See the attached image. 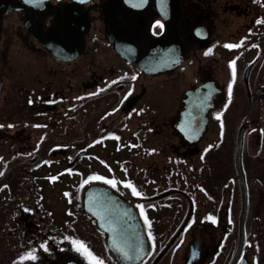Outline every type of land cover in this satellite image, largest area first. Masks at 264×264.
Returning a JSON list of instances; mask_svg holds the SVG:
<instances>
[{
  "label": "flooded vegetation",
  "instance_id": "1",
  "mask_svg": "<svg viewBox=\"0 0 264 264\" xmlns=\"http://www.w3.org/2000/svg\"><path fill=\"white\" fill-rule=\"evenodd\" d=\"M238 144L260 187L264 0H0V264H129L131 211L134 264H254Z\"/></svg>",
  "mask_w": 264,
  "mask_h": 264
},
{
  "label": "water",
  "instance_id": "2",
  "mask_svg": "<svg viewBox=\"0 0 264 264\" xmlns=\"http://www.w3.org/2000/svg\"><path fill=\"white\" fill-rule=\"evenodd\" d=\"M239 137H241V134ZM237 163L242 182V208L240 209V239L238 240L239 245L233 263H235L243 246L244 219L247 209V191L245 189L246 185L239 164V144L237 150ZM117 221L119 224L118 227H120V232L110 231L108 233L107 243L109 247L115 256L122 262L136 263L140 261L145 257V255H147L150 249V241L145 232L144 226L142 225L143 222L139 214L136 211H131L130 214H121Z\"/></svg>",
  "mask_w": 264,
  "mask_h": 264
},
{
  "label": "trees",
  "instance_id": "3",
  "mask_svg": "<svg viewBox=\"0 0 264 264\" xmlns=\"http://www.w3.org/2000/svg\"><path fill=\"white\" fill-rule=\"evenodd\" d=\"M260 187L248 184L249 207L246 217V233L249 242L254 243L253 260L254 264H264V170H259ZM253 179L252 172H249V180ZM260 189V193L256 191ZM260 195V200H255L256 195ZM260 233V234H259ZM259 234V236H258ZM260 237V245L258 242Z\"/></svg>",
  "mask_w": 264,
  "mask_h": 264
},
{
  "label": "snow or ice",
  "instance_id": "4",
  "mask_svg": "<svg viewBox=\"0 0 264 264\" xmlns=\"http://www.w3.org/2000/svg\"><path fill=\"white\" fill-rule=\"evenodd\" d=\"M29 2L31 3L32 0H29ZM157 24L160 23V21H156ZM233 45L229 44L228 47H232ZM208 51H211V49H209ZM232 61H229V64H232ZM231 81L229 82L228 88L229 91H231ZM217 116H219V113H216ZM112 135V134H110ZM90 179H100V180H106L109 184L115 185L116 181L114 179H109L108 177L105 176H96L93 175L92 177H90ZM124 184L131 186V182L129 181H123ZM132 191L135 195L139 196L140 193L136 191V189L133 187ZM142 207V206H141ZM145 220L147 221V217H145ZM68 239H73L72 237H68ZM73 243L79 246L80 250H83V252L85 253V255L90 259L91 264H104V261L101 260L99 257H96L84 244V242L82 240H73ZM42 247H45V245H41ZM26 257H30L31 259L35 260L36 256L34 254V250L29 249L26 253L21 254L19 256H17V260H24Z\"/></svg>",
  "mask_w": 264,
  "mask_h": 264
},
{
  "label": "rangeland",
  "instance_id": "5",
  "mask_svg": "<svg viewBox=\"0 0 264 264\" xmlns=\"http://www.w3.org/2000/svg\"><path fill=\"white\" fill-rule=\"evenodd\" d=\"M254 250V249H253Z\"/></svg>",
  "mask_w": 264,
  "mask_h": 264
}]
</instances>
